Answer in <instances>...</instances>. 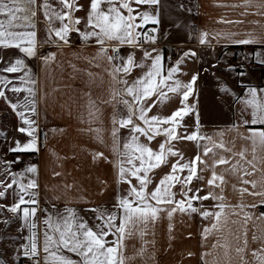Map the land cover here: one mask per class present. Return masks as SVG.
I'll list each match as a JSON object with an SVG mask.
<instances>
[{"label": "snow or ice", "instance_id": "1", "mask_svg": "<svg viewBox=\"0 0 264 264\" xmlns=\"http://www.w3.org/2000/svg\"><path fill=\"white\" fill-rule=\"evenodd\" d=\"M55 3L58 7L50 0H42L39 5L43 9L47 33L41 41L37 38L35 22L37 0H0V16L4 17L0 19V50L15 49L22 54L11 59L0 55V100L18 117L20 126L16 131L28 138L26 142L16 140L14 146L8 147V152H39L41 147L39 81L29 71L25 57L36 58L43 45L54 44L61 49L71 47L72 37L76 35L85 47H96V54L84 59L102 68L110 78L108 99L97 100L88 94L85 122L89 124L87 131L95 132L98 142L103 144L102 129L91 125L100 119L102 106L113 109L110 136L115 160L108 162L115 169L116 183L124 187L110 208L90 209L95 217V223L90 225L74 208L65 207L61 211L53 205L55 211H50L40 207L37 165L29 164L21 171H13V165L21 163L20 157L12 161L0 158V201L9 196L13 198L10 205L0 203V216L7 211L20 222V235L15 241L23 242L18 243L14 251L23 258V264H129L135 256L125 255L128 240L140 239L142 247L137 255L143 256L146 246L154 243L145 237L157 221L166 216L171 232V222L176 215L192 214L210 221L203 229V239L218 236L212 247L221 248L223 254L214 264H236L237 260L238 264H264V246L250 249L248 241L247 223L253 219L248 209L258 205L243 202L245 194L264 197V191H255L258 183L264 187V178L261 182L245 179L258 172L264 173V88L246 87L243 96L230 93L238 105L239 119L228 131H235L237 138L251 144L252 158L249 160L247 148L234 152L235 140L232 147L226 144L223 130L215 134L221 138L219 142L203 131L193 103L199 73L193 74L187 82L180 78L185 59L196 58L197 53L189 50L174 64H167L162 52L153 47L157 28L148 26L159 25L160 21L157 14L142 9L143 6H157L160 0H86V4L79 0H55ZM231 7H243L242 16L264 17V0H243L242 4ZM252 7L257 11L250 13L248 9ZM80 11L85 13L83 17L76 15ZM234 35L229 33L226 38ZM246 36L233 43L264 44V32H248ZM208 37V33H201L200 44L209 43ZM125 48L127 53L122 51ZM55 57V53H49L40 59L47 64ZM220 91L229 94L227 87H221ZM21 93L24 94L22 99ZM190 117L194 118L192 126L187 123ZM241 128L244 132H240ZM44 135L47 137V133ZM3 136L6 137V133ZM153 142H157V147L152 146ZM187 143L197 147L191 158H186L180 147ZM217 150L231 153V156L220 155L215 159ZM205 157L212 158L211 166ZM93 159L107 160V157L96 152ZM219 165L228 167L218 174L215 168ZM210 167L211 178L207 185L213 191L200 195L204 189L194 187V182L203 181L202 173ZM165 169L168 170L165 172ZM224 173L238 176L242 185L252 189H238L241 202L237 205L225 203L223 195L215 193L217 188L223 192ZM65 187L71 188L70 185ZM208 200L215 203L212 208L205 209L202 202ZM259 203L264 205V199ZM38 213H43L42 219ZM256 219L264 220V213ZM12 222L7 217L3 220L5 225ZM238 223L239 227H230ZM252 241L264 245V234L253 233ZM209 254L203 253L202 259ZM204 264L208 262L205 260Z\"/></svg>", "mask_w": 264, "mask_h": 264}, {"label": "crops", "instance_id": "2", "mask_svg": "<svg viewBox=\"0 0 264 264\" xmlns=\"http://www.w3.org/2000/svg\"><path fill=\"white\" fill-rule=\"evenodd\" d=\"M189 5L187 0H160L157 6H143L142 10H147L158 15L159 25H149L156 27L157 41L153 45L162 52L167 44L177 47V56L172 64L181 57V54L189 50L197 53L196 58H186L182 64V74L180 78L187 82L193 74L199 73V78L194 86L196 104L203 125V131L211 134L213 139L219 142L221 139L215 135L223 130L225 135L223 140L229 147L235 140L234 152H240L247 148V159H251V144L237 138L235 131H228L230 125L239 119L237 113L238 105L235 98L230 93L243 96L246 87L264 88V44L254 43L242 45L233 43V40L247 38L246 33L264 32V17L259 15L242 16L245 11L243 7H231L240 5L243 0H192ZM81 4H86V0H79ZM42 0H37V15L35 17L38 40L46 38V25L43 16V9L39 7ZM54 7L55 0H50ZM248 11L256 12L255 7ZM77 16L83 17V11L77 12ZM0 19H4L0 16ZM243 21V23H222L221 21ZM259 22L256 24L255 22ZM195 24L194 31L190 30V24ZM209 34V43L200 44L201 33ZM229 33L235 35L226 38ZM219 34V35H218ZM71 47L59 48L57 45L48 44L39 47V55L36 58H27L25 61L30 72L34 73L39 81V117L38 123L47 133L41 141L39 152H34L35 160L25 164L13 165V171H21L29 164H35L39 168L40 207L55 211H63L65 207L77 210L80 216L84 217L90 225L95 223L94 214L90 209L97 206L111 207L115 202L121 185L116 183L115 169L112 163L115 156L111 151V118L113 109L102 106L100 119L93 125L94 128L102 129L104 143L97 140L95 132H89L87 120L86 103L88 94L97 100H106L110 97L111 84L109 76L102 68L89 64L84 57L91 59L96 54V47H85L76 35L72 37ZM236 47L242 48L240 55L237 54ZM127 53L128 49L122 50ZM49 53H55L54 61L45 64L40 57ZM78 54L80 58H78ZM243 54L251 57L248 64L239 63ZM0 55H5L11 59L16 55H21L15 49L0 50ZM139 56V53H138ZM106 66V64H105ZM89 73L92 75L89 76ZM221 87H227L229 94L222 93ZM21 93L20 98H23ZM11 97L12 94H9ZM13 102H15V97ZM4 109L9 112L10 126L9 138L5 142V151L8 147L14 146L16 140L26 142L27 137L16 129L20 126L18 117L12 112L7 104L0 100ZM176 105L173 104V108ZM187 123L192 126L194 118H188ZM240 132H244L241 128ZM126 134V133H125ZM152 146L157 147V142ZM186 158H191L197 152V147L192 143L180 146ZM102 152L107 160L93 159V154ZM220 155L230 157L231 153L217 150ZM25 153L6 154L5 160H15L17 156ZM209 166L212 165V158L205 157ZM236 159H239L237 157ZM234 162V161H233ZM227 165H219L215 171L220 174ZM168 169H165V172ZM60 173L59 176L54 173ZM204 180L194 182V187H201L204 191L200 195L213 191L207 185V180L211 178V167L202 173ZM226 184L215 189L216 195H223L224 202L230 205H237L241 202V195L238 189L248 187L242 185L238 176L224 173ZM264 173H256L247 176L245 179L262 181ZM70 185L71 188H66ZM236 186V188L233 187ZM255 191H264L258 183ZM261 196H251L245 194L243 202L248 205L257 204L255 208L248 209L253 213V219L248 221V241L249 248L262 247L260 242H253L252 235L264 234V220H257L264 210L259 209ZM8 205L13 203V198H7ZM215 201H203L205 209L212 208ZM55 205V209H53ZM42 219L43 213H38ZM232 219H237L232 217ZM172 231L169 232V220L162 217L150 233L145 237L148 241H154L146 246L143 256L137 255L142 247L139 238H133L126 242L125 255L135 259L129 264H214L217 257H222L223 250L219 247L213 248L217 243L218 236L210 235L207 239L202 238L203 229L210 225V221L203 219L199 214L176 215L172 220ZM230 225L233 229L239 227ZM154 233V235H153ZM222 242V241H221ZM191 253V255H189ZM203 253H210L203 257ZM75 258V257H74ZM238 264V260L236 261Z\"/></svg>", "mask_w": 264, "mask_h": 264}, {"label": "rangeland", "instance_id": "3", "mask_svg": "<svg viewBox=\"0 0 264 264\" xmlns=\"http://www.w3.org/2000/svg\"><path fill=\"white\" fill-rule=\"evenodd\" d=\"M189 5H192V0H187ZM4 105L0 102V158L5 159L8 152L5 151V142L9 136V112L3 108ZM6 133V137L3 134ZM5 205H8L7 199L0 201ZM5 217L12 219L13 222L10 225H5L3 220ZM20 222L15 220L10 212L5 211L3 216H0V264H19L18 259L22 258L16 255L15 249L17 248L18 243L23 241L16 242L15 237L20 235L19 232ZM26 234V233H25Z\"/></svg>", "mask_w": 264, "mask_h": 264}, {"label": "built area", "instance_id": "4", "mask_svg": "<svg viewBox=\"0 0 264 264\" xmlns=\"http://www.w3.org/2000/svg\"><path fill=\"white\" fill-rule=\"evenodd\" d=\"M190 30L194 31L196 26L195 24H190ZM177 47L175 45L167 44L163 48V56L166 58L167 64H172L177 56ZM251 62V57L247 54H243L239 60V63L248 64ZM44 138V129L40 127V141ZM20 157V164L30 163L35 160L34 152L25 153L19 156ZM20 264H23V258H21Z\"/></svg>", "mask_w": 264, "mask_h": 264}, {"label": "trees", "instance_id": "5", "mask_svg": "<svg viewBox=\"0 0 264 264\" xmlns=\"http://www.w3.org/2000/svg\"><path fill=\"white\" fill-rule=\"evenodd\" d=\"M236 49H237V51H238L237 54L240 55L241 52H242V48H240V47H236ZM27 153H29V152H27ZM259 209L264 210V205H259ZM20 262H21V258L18 259V263H19V264H20Z\"/></svg>", "mask_w": 264, "mask_h": 264}]
</instances>
